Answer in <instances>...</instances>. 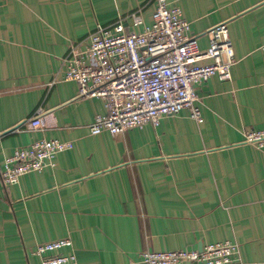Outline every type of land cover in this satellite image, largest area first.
I'll use <instances>...</instances> for the list:
<instances>
[{
    "label": "crops",
    "instance_id": "0c3cea01",
    "mask_svg": "<svg viewBox=\"0 0 264 264\" xmlns=\"http://www.w3.org/2000/svg\"><path fill=\"white\" fill-rule=\"evenodd\" d=\"M168 2L201 49L227 24L231 79L196 85L200 122L186 108L114 136L91 134L104 101L65 80V58L98 25L133 11L152 25L157 0H0V264H41L37 244L61 238L72 239L77 264H138L145 250L220 241L239 243L249 264L264 262V147L245 141L264 130V0ZM40 139L74 147L4 185L5 159Z\"/></svg>",
    "mask_w": 264,
    "mask_h": 264
},
{
    "label": "built area",
    "instance_id": "2783aa9c",
    "mask_svg": "<svg viewBox=\"0 0 264 264\" xmlns=\"http://www.w3.org/2000/svg\"><path fill=\"white\" fill-rule=\"evenodd\" d=\"M127 23L144 25V29L133 31ZM190 28L180 7L157 0L152 25H145L139 9L112 25H98L85 48L71 46L65 58V80L77 82L81 97L103 99L107 110L91 123V134L106 131L115 136L146 124L156 127L165 116L186 108L198 122L202 120L195 105L196 85L215 75L221 80L231 79L236 57L226 23L208 31L210 44L206 49H201L198 39L190 35ZM31 125L39 127L40 118H33ZM245 141L263 148L264 130L246 131ZM73 147L72 141L36 140L5 159L1 179L4 185L17 183L27 173L54 165L59 153ZM33 253L41 264L78 262L71 238L39 243ZM138 264L249 263L243 260L239 243L220 241L206 245L202 251L145 250Z\"/></svg>",
    "mask_w": 264,
    "mask_h": 264
},
{
    "label": "rangeland",
    "instance_id": "374dc122",
    "mask_svg": "<svg viewBox=\"0 0 264 264\" xmlns=\"http://www.w3.org/2000/svg\"><path fill=\"white\" fill-rule=\"evenodd\" d=\"M201 84V83H200ZM199 85V84H198ZM196 88V87H195ZM33 253V252H32ZM34 254V253H33Z\"/></svg>",
    "mask_w": 264,
    "mask_h": 264
},
{
    "label": "water",
    "instance_id": "95a60500",
    "mask_svg": "<svg viewBox=\"0 0 264 264\" xmlns=\"http://www.w3.org/2000/svg\"><path fill=\"white\" fill-rule=\"evenodd\" d=\"M203 250V249H202ZM202 250H200V251H202Z\"/></svg>",
    "mask_w": 264,
    "mask_h": 264
}]
</instances>
